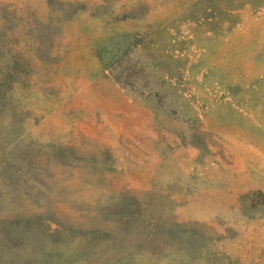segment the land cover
<instances>
[{
    "label": "rangeland",
    "instance_id": "rangeland-1",
    "mask_svg": "<svg viewBox=\"0 0 264 264\" xmlns=\"http://www.w3.org/2000/svg\"><path fill=\"white\" fill-rule=\"evenodd\" d=\"M0 264H264V0H0Z\"/></svg>",
    "mask_w": 264,
    "mask_h": 264
}]
</instances>
